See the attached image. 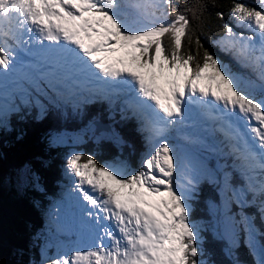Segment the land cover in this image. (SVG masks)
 I'll return each instance as SVG.
<instances>
[{
  "label": "snow or ice",
  "instance_id": "6c2138e0",
  "mask_svg": "<svg viewBox=\"0 0 264 264\" xmlns=\"http://www.w3.org/2000/svg\"><path fill=\"white\" fill-rule=\"evenodd\" d=\"M181 8L175 0H0V80L23 72L36 83L34 70L53 89L88 84L107 100L124 92L149 145L131 173L92 155L68 157L72 191L82 201L92 240L48 264H210L202 259L203 241L190 220L200 167L191 156L181 158L167 139L172 130L182 131L189 104L198 105L223 133L248 178L246 191L258 193L264 207V0L256 6L236 0L229 16L250 34L225 23L224 35L214 41L254 79L233 71L202 44L189 13L203 27L207 5ZM216 15L224 19L223 12ZM33 38L38 51L29 47ZM44 42L55 47L44 48ZM183 138L201 143L191 135ZM233 195L244 203L245 190ZM240 220L250 231L248 217ZM257 264H264V246Z\"/></svg>",
  "mask_w": 264,
  "mask_h": 264
},
{
  "label": "trees",
  "instance_id": "16d2710c",
  "mask_svg": "<svg viewBox=\"0 0 264 264\" xmlns=\"http://www.w3.org/2000/svg\"><path fill=\"white\" fill-rule=\"evenodd\" d=\"M175 2L178 10H183L181 5H207L203 27H200L189 13L192 26L200 36L202 44L233 71L241 74L243 71L247 72L249 68L240 67L231 54L221 51L214 42L224 35L225 23L232 25L235 31L241 32L229 16V10L236 0ZM241 2L256 6V0ZM217 12L224 13L223 20L216 15ZM250 77L254 78L252 72ZM49 92L45 98L44 91L36 93L35 90H30V99L27 101L20 100L15 95L11 101H1L0 97V264H40L32 238L36 230L45 224L46 217L51 216L49 212L44 213L45 195L36 193L30 186L17 194L12 183L14 175L24 169L27 174L34 173L44 193L55 194L54 183L57 179H62L61 163L65 147L57 140H50L52 135L92 132L94 135L87 139H67V146H73L75 153L92 155L100 164H109L120 159L133 168L137 167L139 155L148 146L144 133L140 130V116L134 109L126 106L127 98L117 96L107 100L95 96L76 99V95H72V99H76L73 101L59 99L60 94L56 91ZM98 124L104 125L105 128L95 132ZM210 140L211 137L207 138L206 144ZM209 149L197 148L194 151L196 159L209 174H205L198 185L196 184L189 201L190 220L195 225H200L197 231L203 241L205 255L202 259L208 260L210 264H234L236 259L241 264H257L261 248L264 246L262 198L258 193L246 191L248 178L243 174L239 161L228 145L219 144ZM225 178L229 184L227 188ZM253 178L256 182L260 180V176L255 173ZM233 190H245L243 204L237 201ZM215 201L220 206L218 209L214 208ZM216 212L223 215L226 232L232 233L235 246L225 242L226 237L215 235L211 216ZM241 216L248 217L251 222L250 231L245 230ZM247 233H250L257 243L258 259L246 241ZM72 235L67 226L62 234H59L63 239ZM69 242L65 241L63 246L68 247ZM229 249L234 255H229Z\"/></svg>",
  "mask_w": 264,
  "mask_h": 264
},
{
  "label": "rangeland",
  "instance_id": "374dc122",
  "mask_svg": "<svg viewBox=\"0 0 264 264\" xmlns=\"http://www.w3.org/2000/svg\"><path fill=\"white\" fill-rule=\"evenodd\" d=\"M237 29L238 31L244 30L243 32H245V29H242V28H237ZM245 34L247 33L245 32ZM242 74L247 77V73H245L244 71L242 72ZM34 78L35 80H37V82H40L39 78H37L36 76ZM5 79H7L8 81H15L17 80V77L14 74L13 75L9 74V76ZM18 80L20 81V84H18L20 88L19 89L14 88L12 90L17 91L16 94L20 100L27 101L30 99L29 86H26L25 83L22 84L23 79L18 78ZM32 84H33V87L37 90L36 83L32 82ZM8 89L9 88H7L6 86H0V93L5 92ZM47 93H50V92H44L43 97L47 98L46 97ZM57 93L58 95L60 94L61 98L68 99V98L62 97V90H59ZM256 94L259 95V93H256ZM63 95L67 96L66 94H63ZM117 96H120L121 98H124V99L127 98L124 92H120L119 94H117L116 96H113L112 98L117 97ZM76 97H78V95ZM48 98H50V95H48ZM196 119L197 117L194 114L193 120H196ZM96 127H97V130L95 132L105 128L104 125H100V124H98ZM205 128H208V131H210L209 126H203V127L201 126L199 128L197 123L194 124L193 122H186L185 125L183 126L182 131L178 132L176 130H172L167 136V139L169 140V142L173 145L174 148L178 150V153L181 156V158H184L186 155L191 156L193 161L199 165L200 170H201L200 179L204 178L207 174H209V172L206 171L200 165V163L196 159L197 156L194 151L197 148L210 150L209 143L206 144V140L210 136L207 135L202 138L197 137V135H201L204 132L203 129ZM218 131H219L218 129L217 130L214 129L215 134H211L214 137V139H218V135L216 134V133H219ZM93 135L94 133L92 132H83V133L75 134V135L59 134V135H52L50 137V140H57L58 142L62 143L63 146L65 147L63 150L64 156L62 157L60 155L63 159V162L61 163V166L63 168V174L61 176L62 179H57V181L54 183L55 184L54 189L56 190L55 194H52L50 192L44 193L43 190L40 188V185L37 183L34 173L32 172L30 174H27L25 172L26 170L22 169L20 172H17L14 175L12 186L14 187L16 193L17 194L22 193V191L28 186H30L32 190L34 189L36 193H40V192L43 193L46 199V206H45L46 211H44V213L49 212L51 214L50 217L48 216L46 217L47 221H45V224L42 225L40 229L36 230V234L32 238V241H33L32 244L36 246V250L38 251V254H39L37 259H38V263L40 264H48L49 259L55 258L57 257V255L67 253L74 248L86 247L89 243H91L92 235L90 237V232L87 229H83V231H81L80 228L77 226L78 224L81 225L83 221L81 217L82 201L79 199L78 194L72 191V188L74 187L75 178L67 172L66 162L70 155L75 154V151L72 149L73 146H67L68 144L67 139H70V138L74 140H78L81 138L87 139ZM145 135L146 134L144 133V137ZM185 135H191L193 137H196L201 141V143L190 145L184 140L183 137ZM148 150H149V145L146 146L143 152L139 155L137 159L138 161L137 167L133 168L130 165H128L124 160H120V159H117V161L109 163V164H120L121 166L125 168L127 172L131 173L140 168L142 159L146 155ZM219 207L220 206L218 202L215 201L214 208L218 209ZM211 217L214 222L215 235L226 237L225 242H228L229 244L232 243L233 235L231 232H226L227 229L224 225L225 220H224L223 215L219 212H216ZM83 223L85 224L84 221ZM193 225L195 224L193 223ZM52 226L54 228H52ZM65 226H67L68 230L71 231L73 235L70 238L63 239L62 237L59 236V234L60 233L62 234V231L65 228ZM195 226H196V229L198 230V227L200 225L198 224V226L197 225ZM65 241H70L69 242L70 245L68 247L63 246ZM246 241L248 245L252 248V250L256 253V258L258 259L259 258L257 254L258 246H257V243L254 237L250 233H247Z\"/></svg>",
  "mask_w": 264,
  "mask_h": 264
},
{
  "label": "bare ground",
  "instance_id": "6f19581e",
  "mask_svg": "<svg viewBox=\"0 0 264 264\" xmlns=\"http://www.w3.org/2000/svg\"><path fill=\"white\" fill-rule=\"evenodd\" d=\"M31 43H36L35 42V38H33V40H32V42ZM32 61L31 60H26L25 61V63H31ZM247 69V68H246ZM32 72H34V74H35V76L38 78L39 77V74L36 72V71H32ZM247 75H248V77L249 78H252V77H250V74H251V71L249 70V69H247ZM16 77H18V76H16ZM255 78V77H254ZM254 78H252V79H254ZM43 82H45V85L43 86ZM36 84H38L39 85V88H37V90L33 87V84H32V82H30V83H28L26 86H29V89L30 90H35V92L37 93V92H39V93H41V92H49V91H56V92H58L59 90H61L60 88H59V86H57L56 85V88L55 89H53V88H50L49 86H48V81H45V80H40V82H37V80H36ZM19 89L20 88V86L17 84L16 86H15V89ZM17 91H15L14 93H11V96H10V100H12V96L13 95H15L16 97H17ZM29 93H30V91H29ZM95 96H97L96 94H93L91 91H84L83 93H82V96H79L78 95V97H76V99H89V98H91V97H95ZM59 99H62L61 97H59ZM75 99V100H76ZM63 100V99H62ZM75 100H73V101H75ZM209 121H211V120H209ZM209 128H210V131H208V128H205V129H203V133L201 134V135H197V137L198 138H202V137H205V136H210L211 137V140H210V142H209V148H211V149H213L215 146H217V145H223L225 142H227V140L225 139V137H224V135H223V133L221 132V133H219V134H217L218 135V139H214V137L211 135V134H215L214 133V128L213 127H211V126H209ZM237 160V159H236ZM238 161V160H237Z\"/></svg>",
  "mask_w": 264,
  "mask_h": 264
},
{
  "label": "flooded vegetation",
  "instance_id": "af4514ba",
  "mask_svg": "<svg viewBox=\"0 0 264 264\" xmlns=\"http://www.w3.org/2000/svg\"><path fill=\"white\" fill-rule=\"evenodd\" d=\"M77 226H78V227H80L81 225H80V224H78Z\"/></svg>",
  "mask_w": 264,
  "mask_h": 264
}]
</instances>
